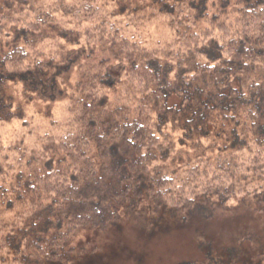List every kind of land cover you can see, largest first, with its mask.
Listing matches in <instances>:
<instances>
[{
	"label": "trees",
	"instance_id": "16d2710c",
	"mask_svg": "<svg viewBox=\"0 0 264 264\" xmlns=\"http://www.w3.org/2000/svg\"><path fill=\"white\" fill-rule=\"evenodd\" d=\"M80 1L0 6L4 108H13L11 85L47 86L43 77L63 69L60 40L94 47L97 55L65 90L62 134L46 137L41 150L10 145L12 155L0 142V206L12 217L0 216V263L16 247L22 251L14 264H77L71 237L82 228L105 229L143 198L152 215L211 199L222 209L248 200L261 211L264 0H218L213 13L203 0H150L154 18L172 32L156 47L111 22L116 14H104L93 0ZM67 18L73 29L64 26ZM53 27L59 32L50 36ZM48 43L56 50L50 58ZM14 112L11 118L23 119ZM215 146L223 153L209 154ZM182 156L188 161L172 169Z\"/></svg>",
	"mask_w": 264,
	"mask_h": 264
},
{
	"label": "rangeland",
	"instance_id": "374dc122",
	"mask_svg": "<svg viewBox=\"0 0 264 264\" xmlns=\"http://www.w3.org/2000/svg\"><path fill=\"white\" fill-rule=\"evenodd\" d=\"M5 1L0 0V6ZM93 1L104 14H116L110 17L111 22L126 26L137 40L149 47L162 45L172 38L164 19L154 18V14L159 13L151 9L150 0ZM193 1L195 6L200 3V0ZM217 1L203 0V6H208V12H217L218 6L213 4ZM191 9L196 7L192 5ZM63 24L68 29H73L75 25L71 18L65 19ZM198 24L206 25L202 22ZM51 30L46 31L50 36L59 32L58 27ZM59 46L61 50L57 52L59 57L56 61L63 57L59 65L63 69L58 70L54 78L43 77L49 82L47 86L35 87L25 81V86L30 89L26 88L24 95V83L11 85L8 91L14 100L12 110L0 104V142L8 155L14 151L10 145H20L30 151L41 150L46 137L61 133L66 128L69 111L64 98L67 96L65 90L72 89L86 73L87 61L95 60L97 55L91 51L95 50L94 47L84 50L62 40ZM55 54L51 44L45 45L46 58ZM176 101L178 99L172 100L173 103ZM14 111H18L23 119L11 118ZM260 114L264 128V105ZM223 141L216 140V146L221 148ZM216 146L213 152L208 150L209 154L218 156L223 153L216 150ZM185 161H188L186 157L176 158L172 169L180 167ZM8 162L13 166L12 162ZM19 211L16 207L13 215ZM7 213L1 205L2 221L12 219ZM68 246L73 248L70 255L75 256L77 264H264V205L261 211H257L251 202L244 200L235 201L232 208L222 209L211 199L197 201L185 210H164L152 215L147 200L143 198L132 209L122 210L117 221L103 230L95 231L88 227L78 230ZM11 248L0 264H14L12 260L19 258L22 248Z\"/></svg>",
	"mask_w": 264,
	"mask_h": 264
}]
</instances>
